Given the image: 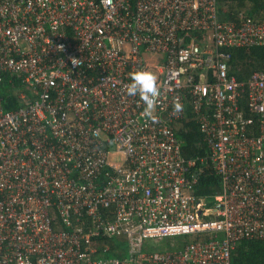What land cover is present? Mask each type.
<instances>
[{
    "label": "built area",
    "instance_id": "obj_1",
    "mask_svg": "<svg viewBox=\"0 0 264 264\" xmlns=\"http://www.w3.org/2000/svg\"><path fill=\"white\" fill-rule=\"evenodd\" d=\"M263 44L264 19L222 21L218 0H0V264H232L264 239V69L232 73L233 49ZM142 69L160 83L148 115L125 92ZM5 81L28 88L13 109ZM187 104L204 157L183 156ZM198 161L219 192L196 193ZM121 236L129 256H106Z\"/></svg>",
    "mask_w": 264,
    "mask_h": 264
},
{
    "label": "trees",
    "instance_id": "obj_2",
    "mask_svg": "<svg viewBox=\"0 0 264 264\" xmlns=\"http://www.w3.org/2000/svg\"><path fill=\"white\" fill-rule=\"evenodd\" d=\"M219 18L222 21H236L239 12H245L255 17L264 19V0H218ZM232 73L243 79L252 71L264 69V44L252 48H237L232 50ZM6 109L19 106L16 97L5 96ZM6 98L11 101L6 102ZM186 116L174 123L178 135L182 140V152L186 159L206 156L208 150L204 144L199 125L196 122L191 106L187 104ZM199 180L196 185V193L199 195L215 194L221 189V178L215 172L209 161L201 163ZM107 240V239H106ZM112 249L106 256L116 253L118 245L114 240H107ZM184 243V242H183ZM181 246V245H180ZM112 253V254H111ZM232 264H264V239L242 240L232 252Z\"/></svg>",
    "mask_w": 264,
    "mask_h": 264
},
{
    "label": "clouds",
    "instance_id": "obj_3",
    "mask_svg": "<svg viewBox=\"0 0 264 264\" xmlns=\"http://www.w3.org/2000/svg\"><path fill=\"white\" fill-rule=\"evenodd\" d=\"M131 82L126 85V95L139 99L145 105V115L152 113L160 96V83L158 76L149 70H137L130 76ZM183 111V105L177 98L173 104V114L178 115Z\"/></svg>",
    "mask_w": 264,
    "mask_h": 264
},
{
    "label": "rangeland",
    "instance_id": "obj_4",
    "mask_svg": "<svg viewBox=\"0 0 264 264\" xmlns=\"http://www.w3.org/2000/svg\"><path fill=\"white\" fill-rule=\"evenodd\" d=\"M149 63H154L155 61L160 59V56L156 54H149L147 56ZM153 72V70H150ZM17 88L11 86L10 83L7 81L3 82L1 85V93L5 96H10L13 91H15ZM17 90H28V88L22 89L18 87ZM184 239L191 240L192 236H182V237H168V238H149L143 241V250L147 252H155V251H166L168 249L172 248H178L180 245L183 244ZM113 240L119 247V251L116 253H111L112 256H129L130 250H129V241L124 236L121 237H114Z\"/></svg>",
    "mask_w": 264,
    "mask_h": 264
}]
</instances>
